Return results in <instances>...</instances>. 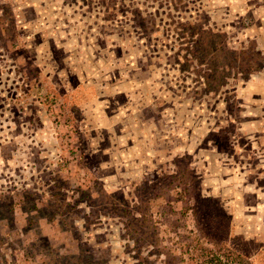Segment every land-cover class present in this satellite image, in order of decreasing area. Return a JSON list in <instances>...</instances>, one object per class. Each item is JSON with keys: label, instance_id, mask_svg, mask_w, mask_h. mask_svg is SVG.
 I'll use <instances>...</instances> for the list:
<instances>
[{"label": "rangeland", "instance_id": "obj_1", "mask_svg": "<svg viewBox=\"0 0 264 264\" xmlns=\"http://www.w3.org/2000/svg\"><path fill=\"white\" fill-rule=\"evenodd\" d=\"M0 264H264V0H0Z\"/></svg>", "mask_w": 264, "mask_h": 264}, {"label": "trees", "instance_id": "obj_2", "mask_svg": "<svg viewBox=\"0 0 264 264\" xmlns=\"http://www.w3.org/2000/svg\"><path fill=\"white\" fill-rule=\"evenodd\" d=\"M198 34H200V33L198 32ZM210 35H212V33H210ZM197 41H200V39H198ZM185 59H186V57H185Z\"/></svg>", "mask_w": 264, "mask_h": 264}]
</instances>
